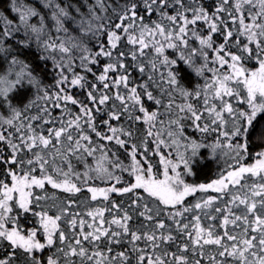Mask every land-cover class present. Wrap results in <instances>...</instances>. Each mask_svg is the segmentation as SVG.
<instances>
[{"label": "snow or ice", "instance_id": "6c2138e0", "mask_svg": "<svg viewBox=\"0 0 264 264\" xmlns=\"http://www.w3.org/2000/svg\"><path fill=\"white\" fill-rule=\"evenodd\" d=\"M0 264H264V0H0Z\"/></svg>", "mask_w": 264, "mask_h": 264}]
</instances>
